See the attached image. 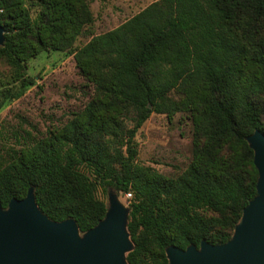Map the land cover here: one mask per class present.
Segmentation results:
<instances>
[{"label": "trees", "instance_id": "obj_1", "mask_svg": "<svg viewBox=\"0 0 264 264\" xmlns=\"http://www.w3.org/2000/svg\"><path fill=\"white\" fill-rule=\"evenodd\" d=\"M0 11V59L20 83L12 99L33 84L27 63L44 52L72 55L93 88L65 124L0 154L2 207L33 189L44 215L85 234L106 218L110 189L131 194L127 264L228 243L257 196L247 139L264 134V0H158L83 47L87 0H0ZM183 112L193 125L187 169L166 177L139 164L143 125Z\"/></svg>", "mask_w": 264, "mask_h": 264}, {"label": "rangeland", "instance_id": "obj_2", "mask_svg": "<svg viewBox=\"0 0 264 264\" xmlns=\"http://www.w3.org/2000/svg\"><path fill=\"white\" fill-rule=\"evenodd\" d=\"M156 1L87 0L94 22L79 37L76 46L83 47L93 38L117 29ZM10 75L9 67L0 59V104H3L0 154L18 145L21 137L27 140L43 138L62 126L74 113L85 108L93 93L74 57L62 52H44L27 63L26 77L33 84L18 100L11 95L18 93L20 83L14 82ZM136 141L139 164L163 176L177 177L192 162L193 125L187 113H178L172 119L153 114L138 131ZM110 194L117 196L129 214L132 197L110 189L106 197L108 207Z\"/></svg>", "mask_w": 264, "mask_h": 264}, {"label": "water", "instance_id": "obj_3", "mask_svg": "<svg viewBox=\"0 0 264 264\" xmlns=\"http://www.w3.org/2000/svg\"><path fill=\"white\" fill-rule=\"evenodd\" d=\"M4 29L0 25V46ZM259 173L257 196L245 208L232 239L223 245L202 242L200 248L167 250L169 264H264V134L248 137ZM128 211L110 194L106 218L80 236L73 219L50 220L39 209L33 189L8 209L0 202V264H127L133 249Z\"/></svg>", "mask_w": 264, "mask_h": 264}, {"label": "built area", "instance_id": "obj_4", "mask_svg": "<svg viewBox=\"0 0 264 264\" xmlns=\"http://www.w3.org/2000/svg\"><path fill=\"white\" fill-rule=\"evenodd\" d=\"M126 196H127L128 198H131V197H132V195H131V194H126Z\"/></svg>", "mask_w": 264, "mask_h": 264}]
</instances>
